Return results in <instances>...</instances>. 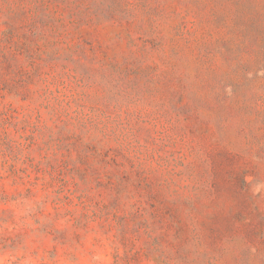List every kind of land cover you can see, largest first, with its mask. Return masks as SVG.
<instances>
[{
	"label": "rangeland",
	"instance_id": "1",
	"mask_svg": "<svg viewBox=\"0 0 264 264\" xmlns=\"http://www.w3.org/2000/svg\"><path fill=\"white\" fill-rule=\"evenodd\" d=\"M0 264H264V0H0Z\"/></svg>",
	"mask_w": 264,
	"mask_h": 264
}]
</instances>
